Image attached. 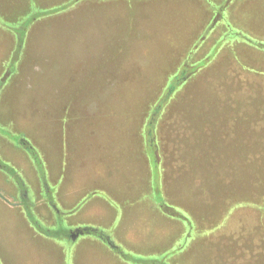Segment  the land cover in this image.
<instances>
[{
	"label": "rangeland",
	"instance_id": "rangeland-1",
	"mask_svg": "<svg viewBox=\"0 0 264 264\" xmlns=\"http://www.w3.org/2000/svg\"><path fill=\"white\" fill-rule=\"evenodd\" d=\"M206 4L0 0V264H264V50L190 75Z\"/></svg>",
	"mask_w": 264,
	"mask_h": 264
},
{
	"label": "trees",
	"instance_id": "trees-1",
	"mask_svg": "<svg viewBox=\"0 0 264 264\" xmlns=\"http://www.w3.org/2000/svg\"><path fill=\"white\" fill-rule=\"evenodd\" d=\"M205 3L208 4L209 1H211L212 5V15L208 19V22L211 21L210 24H208L206 27H203L201 32L198 34V38L196 41H194L193 49H195V53L192 55V57L188 58H182L185 59L184 62L181 64V67L185 64V69L189 74H194L199 68L206 67L207 65H210L211 57H207L206 48L210 45V47H215V51L218 50L220 47V40L218 39L222 35L221 41L222 43L226 44L224 49L222 51H219L218 57L221 55H232L238 54L242 55L243 52L247 50L255 51L254 48H259L261 50H264V44L256 42L254 39L255 37H250L249 35H242L244 32L240 31L238 28L235 27L236 24H238L240 21L238 19V15L241 18L243 15L242 11H245L247 6H252L250 1L248 0L246 4H240L242 0H204ZM238 2V3H237ZM244 2V0H243ZM206 4V5H207ZM208 13H210L209 4L206 6ZM239 8V13H237V9ZM243 18V17H242ZM241 27L243 28L242 21L240 22ZM215 27H219L218 29H215ZM215 29V30H214ZM237 29V32H234L233 35L239 36V41L236 43L234 42V39L232 40L231 37H229L230 33ZM244 29V28H243ZM217 30V31H216ZM245 34V33H244ZM193 44V43H192ZM191 46V45H190ZM226 47H228V50L225 51ZM239 47H242L243 49L238 50ZM247 48V50H244ZM203 50L202 52H200ZM193 51V50H192ZM191 67L193 70H188L187 68ZM202 70V69H201ZM167 208V207H166ZM263 213H264V205H263ZM261 213V211H260ZM264 224V223H261Z\"/></svg>",
	"mask_w": 264,
	"mask_h": 264
},
{
	"label": "crops",
	"instance_id": "crops-1",
	"mask_svg": "<svg viewBox=\"0 0 264 264\" xmlns=\"http://www.w3.org/2000/svg\"><path fill=\"white\" fill-rule=\"evenodd\" d=\"M250 1V0H249ZM248 0H244V3L246 4L247 2H249ZM253 2L255 3V5H257V6H260L261 4L263 5L264 4V0H253ZM35 23H37V21H34L33 23H31V24H28L26 27H25V29L23 30V36L26 38H28V37H30L31 35H29L28 34V32H29V30H30V27H34L36 24ZM8 35V34H7ZM23 186H25V183H23V185L21 186V190H22V192H23ZM31 186V185H30ZM35 187H33V189H34ZM26 193H24L23 195H25ZM0 199L4 202V201H7V199H2L1 197H0ZM9 204H10V202L9 201H7ZM2 203V202H1ZM192 264H194V263H192Z\"/></svg>",
	"mask_w": 264,
	"mask_h": 264
}]
</instances>
